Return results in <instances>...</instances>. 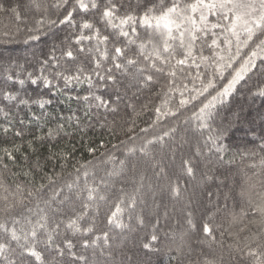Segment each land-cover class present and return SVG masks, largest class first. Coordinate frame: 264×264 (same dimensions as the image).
Segmentation results:
<instances>
[{
  "label": "snow or ice",
  "instance_id": "snow-or-ice-1",
  "mask_svg": "<svg viewBox=\"0 0 264 264\" xmlns=\"http://www.w3.org/2000/svg\"><path fill=\"white\" fill-rule=\"evenodd\" d=\"M0 18V264H264V0H0ZM77 137L86 158L58 147ZM237 156L243 206L205 203Z\"/></svg>",
  "mask_w": 264,
  "mask_h": 264
},
{
  "label": "trees",
  "instance_id": "trees-1",
  "mask_svg": "<svg viewBox=\"0 0 264 264\" xmlns=\"http://www.w3.org/2000/svg\"><path fill=\"white\" fill-rule=\"evenodd\" d=\"M13 4H15V0H12ZM2 19V18H0ZM52 40L51 39H46L44 40L40 45L37 46V49L42 48L44 51H47L48 48L51 46ZM7 47L11 50L12 54L15 56H31V53L33 51L32 48H30L27 45L24 44H12V45H7ZM37 91H40V89H37ZM83 91V90H81ZM130 95V94H129ZM250 99H245L242 96H236L233 101L232 105L233 107L239 109V107L243 106L245 112L247 113L248 111V106L251 104ZM55 111L57 112H63L65 115L67 114V108L68 104H57L54 100L53 105L51 106ZM72 107H75L73 104ZM264 107V101L261 100H256L254 104H252V108L254 109L253 115L255 114V110L261 109ZM124 104L121 103V111L123 112ZM25 114L21 113V116L23 117ZM224 115H227V113H224ZM257 132H259V128H257ZM100 129H96L95 131L89 130L88 135L85 138L86 140L91 138V139H96L98 140L100 138ZM254 138L251 133H248L247 136L244 134V129H240L234 133V136L232 138L231 143L234 145L232 148V152L237 151V146H239V151L241 153L244 152V147H245V141L248 139ZM24 142L27 140L31 139V136L26 133L25 137L23 138ZM71 143H75L76 148L78 150L77 154L82 155L86 158V153H83V151L80 149V143H79V138L77 137L75 140L65 143L62 142L58 147L63 148V147H71ZM48 145H37V152L41 156H46L48 154ZM248 148H252L253 145L248 144ZM177 165L179 164V159L177 158L176 161ZM245 163L247 162H241L240 157L237 156L235 159V162L232 164H226L225 166L221 167L218 171L214 172L213 175L215 179L213 181H209L206 186H201V189L199 191V195L201 200H203L205 203H207V192L211 191L213 195V203H216L217 200L218 202L223 205L225 202L228 204L229 208H232L236 205L243 206L244 204V198L241 196V191L246 187V180L243 176V173L241 169L244 168ZM191 183L189 182V190H191ZM227 196L228 199L225 201L224 197ZM165 204H168V210L170 215L172 214V205L168 202L167 197L165 196L164 198ZM239 211V208L236 209ZM162 211V210H161ZM171 223V221H170ZM161 227L162 229L164 228V222L161 221ZM129 247H132V240H129ZM133 251H137V249L133 248ZM154 261H163V264H167V257L162 256V257H153Z\"/></svg>",
  "mask_w": 264,
  "mask_h": 264
}]
</instances>
